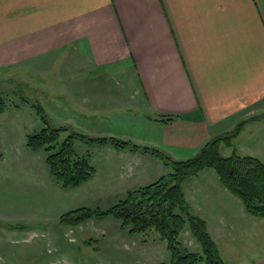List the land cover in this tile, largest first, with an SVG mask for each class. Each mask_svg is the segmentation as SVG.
<instances>
[{
	"label": "crops",
	"instance_id": "0c3cea01",
	"mask_svg": "<svg viewBox=\"0 0 264 264\" xmlns=\"http://www.w3.org/2000/svg\"><path fill=\"white\" fill-rule=\"evenodd\" d=\"M37 72L59 83L56 96L47 85L38 93L59 125L185 161L246 121L235 149L264 163V0H0V82ZM101 149L118 194L171 172L147 154ZM183 189L195 214L238 226L244 207L213 169Z\"/></svg>",
	"mask_w": 264,
	"mask_h": 264
},
{
	"label": "rangeland",
	"instance_id": "374dc122",
	"mask_svg": "<svg viewBox=\"0 0 264 264\" xmlns=\"http://www.w3.org/2000/svg\"><path fill=\"white\" fill-rule=\"evenodd\" d=\"M52 76L55 74L49 78ZM118 79L123 82L119 76H113L108 84L119 90ZM46 85L52 96L59 93V83L47 82L44 73H35L31 81L0 82V95L8 105L0 114V264H159L169 261L167 244L157 234L130 236L113 217L92 219L76 227L60 222L65 213L81 207L106 210L126 195L117 193L120 187L110 188L105 184V164L110 156L101 148L77 142V151L88 154L99 175L78 188L63 189L49 171L46 154L27 147V136L43 127L31 104L39 99L40 88ZM14 105L26 108L18 110ZM47 112L54 125L59 126L55 115ZM224 152L229 153V149ZM236 201L242 205L234 196ZM243 213L238 226H233L231 218L225 225L219 219L215 225L206 220L226 264H256L264 256V220L248 216L244 209ZM185 231L181 235L183 243L193 252H201L200 244L189 229Z\"/></svg>",
	"mask_w": 264,
	"mask_h": 264
},
{
	"label": "trees",
	"instance_id": "16d2710c",
	"mask_svg": "<svg viewBox=\"0 0 264 264\" xmlns=\"http://www.w3.org/2000/svg\"><path fill=\"white\" fill-rule=\"evenodd\" d=\"M31 107L43 127L27 136L26 145L33 152L46 154L49 171L63 189L78 188L92 180L96 173L88 154L77 151V142L88 147L110 145L147 154L160 159L171 169L157 181L129 190L124 198L106 210L81 207L63 214L60 222L66 226L76 227L92 219L113 217L121 222V228L130 236L154 232L166 242L170 260L159 264H226L209 233L206 220L193 212L183 189L186 180L199 176L206 169L217 173L222 186L241 200L249 216L264 219V163L255 157L240 155L235 149L236 138L246 121L229 134L212 139L195 157L177 161L152 146L116 137L91 136L69 125L56 126L39 100H34ZM7 108V102L0 95V114ZM178 118L160 114L155 121L171 124ZM222 147L231 148L232 153L223 155ZM187 228L200 244L201 252H193L183 243L181 235Z\"/></svg>",
	"mask_w": 264,
	"mask_h": 264
}]
</instances>
